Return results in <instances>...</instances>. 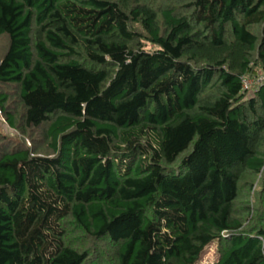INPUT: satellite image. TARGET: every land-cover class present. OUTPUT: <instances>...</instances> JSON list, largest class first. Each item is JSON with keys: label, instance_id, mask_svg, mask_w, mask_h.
Returning a JSON list of instances; mask_svg holds the SVG:
<instances>
[{"label": "trees", "instance_id": "16d2710c", "mask_svg": "<svg viewBox=\"0 0 264 264\" xmlns=\"http://www.w3.org/2000/svg\"><path fill=\"white\" fill-rule=\"evenodd\" d=\"M0 40V264H264V0H0Z\"/></svg>", "mask_w": 264, "mask_h": 264}, {"label": "rangeland", "instance_id": "374dc122", "mask_svg": "<svg viewBox=\"0 0 264 264\" xmlns=\"http://www.w3.org/2000/svg\"><path fill=\"white\" fill-rule=\"evenodd\" d=\"M4 43H5V41L0 40V47H3ZM151 47L152 46L149 44L148 48H151ZM0 54H1V49H0ZM0 134L1 135H8L13 140L20 138V135L17 134L16 132H14L12 129H10L8 127V125L5 123L3 115L1 114V112H0ZM31 143L32 142L28 139L27 140L28 146H31ZM84 238L85 237H83L82 234L77 235V233L73 237V239L75 241H80V239L85 241ZM87 243H89V241H86L85 244H87ZM218 257H219V255H218V252H217V244L213 243L212 245H210L206 249L205 254L203 255L202 259L200 260V262L198 264H215L217 259H218ZM94 264H96V262H94ZM105 264H111V262L109 261L108 263H105Z\"/></svg>", "mask_w": 264, "mask_h": 264}, {"label": "built area", "instance_id": "2783aa9c", "mask_svg": "<svg viewBox=\"0 0 264 264\" xmlns=\"http://www.w3.org/2000/svg\"><path fill=\"white\" fill-rule=\"evenodd\" d=\"M264 83V75L259 74L256 77H243V89L245 92H249L250 94L255 93L260 86Z\"/></svg>", "mask_w": 264, "mask_h": 264}]
</instances>
